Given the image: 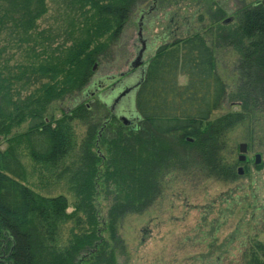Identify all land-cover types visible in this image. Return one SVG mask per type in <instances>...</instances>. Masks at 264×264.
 I'll return each mask as SVG.
<instances>
[{
	"label": "trees",
	"instance_id": "obj_1",
	"mask_svg": "<svg viewBox=\"0 0 264 264\" xmlns=\"http://www.w3.org/2000/svg\"><path fill=\"white\" fill-rule=\"evenodd\" d=\"M48 1L0 0V32L19 52L6 53L8 46L0 51V140L8 143L0 149V264H119L121 221L147 211L169 174L241 177L239 159L228 161L224 153L227 135L264 108V5L241 7L233 26L222 23L224 16L206 24V0H58V19L40 29ZM173 1L196 6L192 20L207 26L150 56L133 97L141 117L133 129L87 90L106 77H96L98 64L134 10L149 2L165 9ZM215 46L241 52V110L217 113L228 92L216 71ZM56 102L71 104L58 119ZM77 122L88 123L80 146ZM76 147L82 151L75 158ZM21 148L40 184L65 180L75 198L72 212L65 193H40L26 183ZM101 191L109 200L104 219L96 204ZM239 264H264V242L253 241Z\"/></svg>",
	"mask_w": 264,
	"mask_h": 264
},
{
	"label": "rangeland",
	"instance_id": "obj_2",
	"mask_svg": "<svg viewBox=\"0 0 264 264\" xmlns=\"http://www.w3.org/2000/svg\"><path fill=\"white\" fill-rule=\"evenodd\" d=\"M57 1H48L49 10L39 21L40 29H48L58 19L60 13L57 11ZM261 1L206 0L202 14L205 15L206 24L212 23L220 16H224V19L233 16L231 22L236 26L238 24L236 11ZM187 3L186 1L179 4L173 1L172 5L163 9L149 2L136 8L120 40L111 46L109 56L98 64L96 77L127 71L143 46L141 39L146 41L147 49L143 55L148 58L159 46L206 28L204 27L206 24L202 25L200 21L192 20L191 14L196 6L189 7ZM150 7L154 9L143 19L141 38L138 32L142 10H149ZM206 36L214 40L211 32L208 31ZM8 45L6 36L0 32V51ZM17 52L18 49L14 46L6 48V53ZM214 52L217 61L216 71L226 82L228 92L224 109L217 113L231 109L241 110L240 102L243 95L240 89L241 76L237 69L241 52L230 46H215ZM186 82L187 77L181 76L180 83ZM69 105L71 104L66 102L54 103L52 113L55 118L62 117L63 109L69 110ZM253 119L251 123L237 125L226 139L228 149L224 155L228 161L238 159L240 142H248L251 145L244 175L236 181H224L206 176L205 173L169 174L164 179L162 194L147 211L127 215L121 221L119 237L122 241L116 252L119 264H217L219 259L218 264H239L243 252L253 241L264 242L263 107L255 110ZM26 127L27 124L22 130ZM75 129L77 145L80 146L87 135L88 123L77 122ZM7 147V141L1 139L0 149ZM81 151L82 149L77 147L74 149L75 158ZM257 153L262 155L260 168L255 165ZM19 158L27 169L26 183L29 186L48 195L65 193L70 202L68 211L74 210L75 198L65 180L57 183L53 179L52 183L40 184L24 148L20 149ZM241 165L243 164L239 162L237 166ZM96 204L100 216L103 219L107 218L109 200L103 191L98 195ZM71 226H74L73 222L66 225L65 234L69 233L67 229Z\"/></svg>",
	"mask_w": 264,
	"mask_h": 264
},
{
	"label": "water",
	"instance_id": "obj_3",
	"mask_svg": "<svg viewBox=\"0 0 264 264\" xmlns=\"http://www.w3.org/2000/svg\"><path fill=\"white\" fill-rule=\"evenodd\" d=\"M261 3L264 5V0L261 1ZM152 9H154V7H150L149 10H142V15H141V19L139 22V36L142 38V31H143V19L145 18L146 15H149V13H151ZM234 17H228L225 18L222 23L223 24H229L231 21H233ZM143 46L141 47V49L138 51L136 57L132 60V62L130 63V67L135 68L137 67V64L139 62H143L144 57V52L147 49L146 46V41L141 39ZM150 57L146 58V63L142 66V77L135 83L133 84L131 87L127 88L126 91L122 92L121 94H119L118 96H116L115 98L112 97H101L102 101L110 108L111 112L116 116V118L121 121L124 125L127 126H131L133 129L137 128V124L138 121H140L141 117L139 116V114L137 113L136 109H135V104H134V98L132 99L131 102V107L129 109L125 108L122 106V108H117L118 104H119V100L120 97H122L123 95L127 94L128 92L133 91V94L135 93V91L137 90V88L139 87V85L143 82L144 80V76H145V71L147 68L148 63V59ZM90 91L91 95H94L97 90L91 91L90 89L87 90ZM99 97V96H98ZM109 121V120H108ZM106 124V122H105ZM104 124V127L106 126ZM103 127V128H104ZM239 148V156L238 159L239 161L242 163L244 161L247 160V155H248V148H249V144L248 142H240L238 145ZM262 161V155L261 153H257L255 154V165H259ZM238 172L240 175H243L245 173V166L241 165L238 167Z\"/></svg>",
	"mask_w": 264,
	"mask_h": 264
},
{
	"label": "flooded vegetation",
	"instance_id": "obj_4",
	"mask_svg": "<svg viewBox=\"0 0 264 264\" xmlns=\"http://www.w3.org/2000/svg\"><path fill=\"white\" fill-rule=\"evenodd\" d=\"M146 61H147L146 58H144L143 62H139L137 64V67L135 68L130 67L125 72L122 71V72L116 73L115 75H108L105 78H99L97 86L94 85L95 88L93 87L94 88L93 90H97L95 94H97V96H99L100 99L101 97L105 98V97H112V96L113 98H115L122 92L126 91L127 88L131 87L142 77L143 71L141 68L146 63ZM88 93H90V91H88ZM133 97H134L133 91L128 92L127 94L120 97L117 108H122L123 106L129 109L131 107V102H132ZM111 116L112 115L110 114L109 117ZM248 151H250V145H249ZM247 163H248V155H247V160L242 162V164L243 166L246 167ZM243 175H240V176H243Z\"/></svg>",
	"mask_w": 264,
	"mask_h": 264
}]
</instances>
